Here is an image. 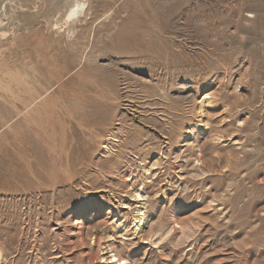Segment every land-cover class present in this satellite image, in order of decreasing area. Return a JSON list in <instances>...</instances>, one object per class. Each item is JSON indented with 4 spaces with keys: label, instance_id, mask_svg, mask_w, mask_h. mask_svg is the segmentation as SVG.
<instances>
[{
    "label": "rangeland",
    "instance_id": "rangeland-1",
    "mask_svg": "<svg viewBox=\"0 0 264 264\" xmlns=\"http://www.w3.org/2000/svg\"><path fill=\"white\" fill-rule=\"evenodd\" d=\"M65 1L0 0V264H264V0H86L74 35Z\"/></svg>",
    "mask_w": 264,
    "mask_h": 264
},
{
    "label": "bare ground",
    "instance_id": "bare-ground-1",
    "mask_svg": "<svg viewBox=\"0 0 264 264\" xmlns=\"http://www.w3.org/2000/svg\"><path fill=\"white\" fill-rule=\"evenodd\" d=\"M9 0H6V2L5 3H7ZM11 1V0H10ZM9 1V3H11ZM14 1V0H13ZM60 1V0H59ZM72 1L73 0H66L65 2V4H69V7H66L65 9H67V8H69V10H68V12L66 11L65 13L67 14H65L66 16H64L63 18H64V22L63 23H65L69 28H68V34L69 35H74L75 34V32H76V24L80 21V17H81V15L82 14H84L83 12H84V9H85V7H86V5L88 4V2L89 1H86V0H74V1H76L75 3H72ZM16 2V1H15ZM9 3H7L8 5H9ZM14 3V2H13ZM22 3H24V2H22ZM25 4V3H24ZM11 5H13L12 3H11ZM10 5V6H11ZM17 4H15V6H16ZM57 5H58V2H57ZM61 5H62V3H61ZM60 4H59V6H61ZM4 6V5H3ZM9 6V7H10ZM67 6V5H66ZM17 7V6H16ZM5 7H3V9H4ZM61 8V7H60ZM11 9H12V7H11ZM10 9V10H11ZM63 10V9H62ZM4 11V10H3ZM15 11V10H14ZM13 11V12H14ZM17 11V10H16ZM63 11H65V10H63ZM7 12V11H6ZM12 12V13H13ZM0 13H2V12H0ZM7 13H9V12H7ZM6 13V14H7ZM11 13V12H10ZM62 13V12H61ZM4 14V13H3ZM60 14V13H59ZM241 14V13H240ZM235 15V14H234ZM1 16V15H0ZM6 16V15H5ZM62 16V15H61ZM13 18V17H12ZM57 18V17H56ZM10 19V18H9ZM8 19V20H9ZM62 20V19H61ZM57 21V20H56ZM63 21V20H62ZM1 22V21H0ZM4 23V22H3ZM1 25V24H0ZM2 26V25H1ZM0 26V27H1ZM5 28V27H4ZM3 29V28H2ZM1 30V29H0ZM6 31H7V33L6 34H8V28L6 29ZM252 31V30H251ZM3 32H4V30H3ZM2 35H4V34H2ZM237 47V46H236ZM207 98H208V96H207ZM205 101H206V98L204 99ZM205 101H204V103H205ZM208 103V102H207ZM134 107V106H133ZM202 108V107H201ZM202 113V112H201ZM146 172V171H145ZM147 193V192H146ZM133 194V193H132ZM135 195V194H134ZM133 195V196H134ZM113 196V195H112ZM132 196V197H133ZM144 197H145V193L144 192H142V193H140V192H137L136 193V195H135V197H134V199L133 200H130V201H133L134 203H136V204H138V207H137V209H136V212L138 213V217H140L139 218V224L138 225H140L142 222H143V214L141 213V208L142 207H140L142 204H144V201L146 202V200L144 199ZM148 201V200H147ZM132 202V203H133ZM124 205V204H123ZM127 205V204H126ZM123 206V209H128L129 207L128 206ZM145 207V206H144ZM143 207V208H144ZM130 209V208H129ZM143 211V210H142ZM137 220V219H136ZM145 221V220H144ZM143 224H144V222H143ZM143 227V226H142ZM139 228H140V226L136 229V231H138L139 230ZM143 230V229H142ZM80 233V232H79ZM73 234V233H72ZM75 234V233H74ZM78 234V233H77ZM97 241H98V236L96 235L95 237H94V243L96 244L97 243ZM153 241V240H152ZM103 243V242H102ZM77 244V243H76ZM108 245V244H107ZM102 249V248H101ZM87 251V250H86ZM103 253L101 254V256H100V258L102 259V261H103V264H113V263H118V264H122V262H123V264H128V261H125L124 259H119V257H118V254L117 253H115V250L113 249V247H111V246H108V247H104L103 248ZM2 258V257H1Z\"/></svg>",
    "mask_w": 264,
    "mask_h": 264
}]
</instances>
